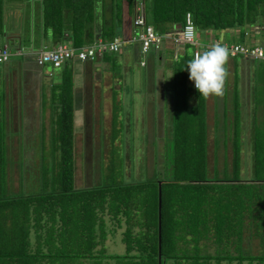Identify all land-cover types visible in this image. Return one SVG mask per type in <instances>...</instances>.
<instances>
[{"label":"trees","instance_id":"obj_1","mask_svg":"<svg viewBox=\"0 0 264 264\" xmlns=\"http://www.w3.org/2000/svg\"><path fill=\"white\" fill-rule=\"evenodd\" d=\"M24 1L38 13L32 18L37 34L50 38L47 48L68 43L79 49L98 39L131 37L137 4L144 7L147 25L159 35L184 27L188 14L200 34L214 31L216 39L219 32L229 30L240 31L241 43L234 42L239 44L246 42L243 34L249 29L264 35V0ZM4 4L0 0V35L6 30ZM184 47V55L173 65L170 137L160 147L159 154L164 153L160 166L144 181L125 180L124 173L117 177L113 155L102 185L76 187L74 70L67 63L52 84L59 99L52 108L57 129L50 143L60 153V162L54 164L51 181L44 180L43 193L9 194L14 188L7 187L4 172L8 131L1 128L7 114L0 89V264H264V253L255 255L244 244L254 237L264 243V59L229 55L234 65L235 122L232 137L225 132L223 142L225 148L229 140L232 143V171L226 163L219 176L216 166L209 167L208 99L189 83L186 69L195 46ZM105 57L114 58L106 53ZM242 68L252 79L250 177L242 175ZM119 132L114 130L116 135ZM123 227L126 252L109 254L106 241L118 237L116 232Z\"/></svg>","mask_w":264,"mask_h":264},{"label":"rangeland","instance_id":"obj_2","mask_svg":"<svg viewBox=\"0 0 264 264\" xmlns=\"http://www.w3.org/2000/svg\"><path fill=\"white\" fill-rule=\"evenodd\" d=\"M22 1L23 0H5L4 24L6 25L5 27L7 31H18L17 34H21V36H23L27 41L30 40L34 34H37L36 21H34V19L32 20V6H28L27 1H25V3ZM137 6L139 5L137 4ZM11 10L12 16L8 17L7 15ZM148 11L149 9L147 8V12ZM28 13L31 19L28 17ZM5 16H7L8 18H6ZM254 31L260 32L259 29H254L253 32ZM212 34L216 35V33L214 31H211V38L213 39L214 36ZM211 38H208L209 43L212 42ZM243 38H246L244 34ZM217 40L222 45H231L235 42L233 41L235 40V38L233 39L231 31L219 32ZM239 40H241L240 37L236 38V41L241 43ZM206 41L207 39H204V42ZM259 43H264V35L262 37H259ZM163 47L164 46H162L161 49ZM201 50H204V48ZM141 54L144 55L142 51ZM135 57L136 59H138L136 55ZM168 60L169 59H167V61ZM163 65L164 64H162V66ZM227 65V69L229 72L227 85L228 93L224 94L223 97H210L207 101V122L209 126V167L211 170H213L216 166L217 170L219 172L221 171L219 176L222 174L226 163H228V169L232 171V143L231 140H229L228 147L225 148L223 142V135L225 134V132L229 134L230 138L232 137L234 130L233 123L235 122V107L233 103V86L235 80L233 68L234 65L232 59L229 58ZM111 66L110 70L114 74V76H116V78L113 80L107 79L104 82V78H102V75L105 73V71L100 68L96 69L93 74L90 75L91 85L97 86L96 88H98V85L96 83L98 81H101V86L107 85L108 82L113 86H105L102 89L105 91L104 95L102 96H99L100 93L98 89L95 88L93 94H95V98H97L93 101L94 103L91 101L92 91L90 90V80H85L86 77H83V81L77 83L80 93H84V96H81L83 97L82 100L85 105V107L83 105L84 117L85 113L87 114L90 109H98V105L100 104L98 101H107L110 104H108L107 107V114H101L97 116L96 112L91 114L89 112L88 116H86V119L84 118L85 120L82 129L78 130V132L81 131L83 133L81 136L82 138L79 136L81 139L79 138L77 141L75 137V140L78 142L77 152L74 151L75 164L77 165L76 186L80 188L97 183L102 185L103 181L102 175H100V173H106L107 168H104L103 171H100L99 166L101 165L102 167H105L108 166V164L112 163V160H114L113 155H116L114 164L118 166L117 177H119L121 173H124V176L126 175L125 180L128 181H135L137 179L144 181L148 179L147 177L149 176L150 178H152L153 167L155 168V166H160L157 164L158 162L162 161L164 156V153L159 154V150L162 151L160 147L162 146L163 142L166 141L168 137H170L168 125L171 123V118L174 121V113L172 109L173 100L164 101L162 99L161 101H158L157 99V101H153L154 98L152 97V95H148V91L146 92L147 97L145 99H140L139 97L137 98L138 94H134V92L142 86L139 85L138 81H135V76L130 74H122L123 79L122 82L120 81V77H122V75L119 76L117 71L124 68V65L121 63V58H118V60L116 61V66H114V69H111ZM160 67L161 65H156L147 70L148 73L151 74V79L156 78L155 76L161 69ZM45 69L48 74L52 72L53 75L50 79L55 82L58 78V75L60 74V69H54L50 65ZM122 72H124V69L122 70ZM168 73V75L171 76V71H168ZM241 74L240 110L242 124L241 136L243 143L242 175L243 177H250L252 176L253 171L252 121L254 118V113L252 108V101H250V94L252 93L250 90L252 86V79L248 77L246 68L245 70L243 68L241 69ZM103 76L107 77L106 75ZM166 78V83L168 86H166L165 88H167L168 94H172L174 87V78H172V80L169 76H167ZM189 83L193 84V82L190 80ZM146 86L150 87V84L147 82ZM144 87L145 86L143 84V91L145 90ZM46 88L48 89V87ZM161 88L160 93L162 92ZM50 89L53 93L54 89L52 87ZM111 94H113L112 97ZM33 95H31L28 99L31 98L32 101H35V94ZM47 99H49L50 101H47ZM58 99L59 96L55 94L54 96L52 95V98L46 97V101H44V104L42 105L43 111L41 116H31L32 118H34V121L31 122L33 125H29L28 128L26 127L27 124H25L20 116L19 109L21 108V102L16 104L14 108L15 114L11 117V119L9 117L10 124L9 119H7V121L5 122L1 121V128L7 129L8 131V134L6 133L5 135L7 146L6 148L4 147V150L7 156L5 160L4 167L6 168L4 172L6 173V184H8L7 187L9 188L11 186L14 188V192H11L9 194H14L15 196H19L21 194H30L34 187L26 186L27 181L33 182V180L36 181L37 179L39 182L43 180H45L46 182L51 181V173H53V170L56 169L54 168V164L60 162L61 159L60 153H58L50 143V138L54 136L53 133L56 132L57 127H55V124L52 123L53 120L56 119H51L52 115L50 116L49 110L52 111V105H54L53 103H55V101H57ZM195 100L196 98L192 96V98L190 99L191 105L196 102ZM37 102L38 101H35V103ZM163 110H165L166 112L161 115L163 113ZM112 116L116 117V122L114 123ZM9 125L13 129V131H11L12 135L10 136V132L8 129ZM37 126H39V128H37ZM115 129H120V132L117 135L114 133ZM41 142L43 144H41ZM26 143L40 146L41 153L38 150L33 149H29L21 154L9 153V151L14 149L13 147L17 146H19V149L22 150ZM80 143H82L83 147H81ZM217 145H219V147ZM43 146H45V148H42ZM83 150H86V152H83ZM32 151L34 152L32 153ZM17 163H20V166H22L23 164V166L15 167V164ZM24 163H28V165L33 163L32 167H34V169H31V166H29L32 171H28V173L31 174L29 175L27 180H24L22 178L21 173L25 172ZM7 166H9L8 169ZM41 173L44 176L42 180L41 178H39V175ZM56 174H58V170H56L54 176ZM159 177H161V174H159ZM120 178L117 179L119 181H122V179ZM40 188L41 187L39 186L37 190H39ZM46 191L47 193L49 192L48 189H46ZM43 192L44 190L41 193ZM119 219L121 220V223H124V220L121 217H119ZM124 230V227L120 230L118 229V231L116 232L118 237L112 239V236L111 241H108L106 243L107 252L109 254L120 255L126 252L125 244L122 241V232H124ZM249 239H246L244 243L246 248L250 247L252 253L255 255L263 254L264 243H262V241L257 237H254L250 240ZM211 251H213L212 248Z\"/></svg>","mask_w":264,"mask_h":264},{"label":"crops","instance_id":"obj_3","mask_svg":"<svg viewBox=\"0 0 264 264\" xmlns=\"http://www.w3.org/2000/svg\"><path fill=\"white\" fill-rule=\"evenodd\" d=\"M24 3H25V1H24ZM37 14L38 13H36L34 10H32V14H31L32 17L36 15L35 18H38ZM7 16L8 17L12 16V10L9 12V14ZM7 16H5V17L8 18ZM39 18H41V16ZM138 31H140V28H138L135 25L133 35L131 37H122V38L126 41H130L131 39L139 37ZM229 31H231L233 39L235 38V40H233V41H236V38H238L240 36L239 30H229ZM252 31L253 30H250V29L246 31L247 34L244 35L246 37L245 38V41H246L245 44L246 43L247 44H253V43L259 42V37H261L260 32H258V31L252 32ZM11 33H13V34H11ZM17 33H18V31L12 32L11 30H8V31L5 30V33L3 35H0V47L8 45V47L10 49H12L11 52L13 54L11 61L9 63L4 64L2 66V68H0V89L3 91V96L5 97V100H6L5 112L7 114V119H9V117L11 119V117L15 114L14 108H15L16 104L21 102V108L19 109L20 110V116H21L22 120L25 122V124H27L26 127L28 128L29 125L30 126L33 125L31 122L34 121V118H32L31 116H33V117L38 116V115L41 116L42 111H43L42 105L44 104V101H46V97L52 98V95H53L50 88L52 87L53 83L58 82V80L61 78L60 77L61 73L63 72V69L66 66H64L60 69V74L58 75L57 80L55 82L52 81L50 79L51 77H49V74L46 72V69L39 67L37 65V63L35 61V57H34V55L37 51H40L41 49H44V48H47L48 46H50V44H48V43H50V41H48V39H50V38L49 37L48 38H46V37L42 38V32H41V35L40 34L39 35L34 34L30 40L26 41L24 39V37L21 36V34H17ZM208 38H211V31H209L208 33H205V34H200V39L202 41H204V39H207L206 43H209ZM162 46H164L162 49L161 48L158 50L151 49L147 54L142 55L140 43H138V42L128 43V45L124 46V48L122 49L123 51L120 52L119 54L113 55L111 53H109V54L106 53L108 56L114 57V58H112V60H108L104 54L93 62H91V61L85 62V63H80L77 61L68 62V64L74 70L75 137H76L77 141L83 134L81 131L78 132V130L82 129L84 120L86 119V116H88V113L90 112V114H91V113L96 112L97 116L101 115V114H107V112H108L107 107L109 104L107 101H98L100 103L98 105V109L97 110H94V109L91 110L90 109V111L87 114L85 113V117H84V110H83L84 103L82 100L83 97H81V96H84V93L83 94L80 93L77 83L83 81V77H86L85 80H90L91 79L90 75L93 74V72L99 68L104 70L105 73L103 75L107 76V77H105L102 75V78H104V82L107 79H109V80L115 79L116 76H114V74L111 72L110 66L112 65L111 69H114V66H116V61L118 60V58H121V63L124 65V68L119 69V71H117L119 76H121L122 74L133 75V76H135V81H138L139 85L142 86V87L138 88L137 91L134 92V94H138L137 98L139 97L140 99H145L147 97L146 92L148 91L149 92L148 95H152V97L154 98L153 101H157V99H158V101H161L162 99L164 101H172L171 94H168V90H167V88H165L166 86H168L166 83L167 82L166 77L169 76L171 78V80H172V78H174V69H173L174 61L177 60L178 57H182L184 55L185 47L182 45H174L172 43V41L169 39H166ZM53 47H55V45H51V48H53ZM135 55L137 56L138 59H136ZM126 56H127V58H126ZM13 58H15V59H13ZM167 59H169V60L167 61ZM113 61L115 62V64L112 63ZM143 62H145V64H143ZM162 64H164V65L162 66ZM156 65H161V67H160L161 69L157 72V74L155 76L156 78L151 79V76H150L151 74L148 73L147 70L151 69V67H154ZM123 69H124V72H122ZM168 71H171V73H170L171 76L168 75L169 74ZM113 72H115V71H113ZM120 72H122V73H120ZM50 73H52V72H50ZM109 76H110V78H109ZM122 79H123V75H122V77H120L121 82H122ZM147 82L150 84V87L146 86ZM89 83H90V90L92 91L91 101L93 102L97 98V97L95 98V94H93V92L97 86L91 85V80ZM96 83L98 85V88H96V89H98V91L100 93L99 96L104 95L105 91L102 89L105 86L106 87L112 86V84L110 85L109 82L107 83V85H104V86H101V81L100 82L98 81ZM143 84L145 86L144 91H143ZM227 85H228V80L226 82L225 88H228ZM46 87H48V89ZM160 88L162 89L161 93H160ZM33 94H35V101H38L37 103H35V101H32L31 98L28 99ZM112 96H113V94H111V97ZM47 101H50V100L47 99ZM84 107H85V105H84ZM85 111H86V109H85ZM168 111H169V109H168ZM165 112L166 111L163 110V113L161 114V112H160V114L163 115ZM49 113L51 116L52 111L49 110ZM93 116H94V114H93ZM10 119H9V124H10ZM37 128H39V126H37ZM8 129L10 132V134H9V136H10V135H12L11 131H13V129L10 125L8 126ZM76 140H75V151L77 152L78 142ZM41 144H43V143L41 142ZM80 144H81V147H83L82 143H80ZM46 147H48V146H46ZM13 148L14 149L9 151V153L21 154V153L26 152L29 149L38 150L41 153L40 146L31 145L30 143H28V144L26 143V145H24L22 150L19 149V146L13 147ZM42 148H45V146H43ZM33 152L34 151H32V153ZM83 152H86V150H83ZM15 165H16L15 167H18V166L22 167L23 166V164H22V166H20V163H17ZM24 165H25V167H24L25 172H21V173H22V178L24 180L25 179L27 180V178L31 174V173H28V171H32L31 169H34V167H32L33 163H31L29 165H28V163H24ZM29 166H31V169L29 168ZM104 168H107V170H108V166H105V167H102L101 165L99 166L100 171H103ZM154 170L155 169L153 167V174H154ZM76 171H77V165L75 166V185H76ZM102 174L103 173H100V175H102ZM42 177H43V174L41 173L39 175V178H41V180H42ZM45 185H46V183H44V180L41 182H39L38 179L36 181L33 180V182L27 181L26 186L34 187L33 190L31 191V193L27 194V195L32 196V195L40 194L45 189ZM39 186L41 188L39 190H37V188ZM33 213L34 212H32V215H34ZM43 222H44V220H43ZM120 229L121 228H119V230ZM108 241H111V237L106 241V243Z\"/></svg>","mask_w":264,"mask_h":264},{"label":"built area","instance_id":"obj_4","mask_svg":"<svg viewBox=\"0 0 264 264\" xmlns=\"http://www.w3.org/2000/svg\"><path fill=\"white\" fill-rule=\"evenodd\" d=\"M144 12V7L142 5L137 6L134 23L141 30L139 37L131 39L130 41H126L122 37H116L113 41L109 42L98 39L95 43L79 49L72 47L70 44L62 43L53 48H44L37 51L35 53V61L40 67L50 65L54 69H60L70 61H77L80 63L93 62L105 53H120L128 43L139 42L141 51L147 54L151 49H160L166 39L173 41L176 45H194L195 54L201 53V49L203 48L209 49L212 45L219 44L229 50V55L231 57L240 55L245 59H264V43H232L231 45H222L215 37L213 39L211 38L212 42L210 43L200 40L198 37V30L191 14L187 15L186 24L180 30L174 33L159 35L154 26L147 25ZM12 56L13 54L7 46L0 47V67L10 62ZM143 64H145V62H143Z\"/></svg>","mask_w":264,"mask_h":264},{"label":"clouds","instance_id":"obj_5","mask_svg":"<svg viewBox=\"0 0 264 264\" xmlns=\"http://www.w3.org/2000/svg\"><path fill=\"white\" fill-rule=\"evenodd\" d=\"M198 37L200 39L199 31ZM6 46L8 47V45ZM205 50L206 49L202 50L203 52L201 53L194 54L187 62L186 69L189 74V80L194 83V87L200 93V97L205 99L213 96L223 97L225 94V85L229 76L226 67L229 60V50L219 44L212 45L208 50ZM46 67L47 66L41 68ZM52 75V73H49V77H52Z\"/></svg>","mask_w":264,"mask_h":264}]
</instances>
